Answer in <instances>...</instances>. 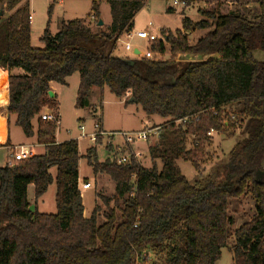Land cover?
I'll return each instance as SVG.
<instances>
[{"label": "trees", "instance_id": "obj_1", "mask_svg": "<svg viewBox=\"0 0 264 264\" xmlns=\"http://www.w3.org/2000/svg\"><path fill=\"white\" fill-rule=\"evenodd\" d=\"M106 1L109 26L98 25L101 0H92L89 16L96 29L85 18L62 20L55 33L48 23L41 36L44 47H35L29 2L0 0V68L8 72V123L15 115L24 134L36 135L45 146L43 154L15 167L0 166V264H146L143 251L155 255V264H217L232 235L233 264H264V61L253 54L264 51V0H258L256 19L239 9L223 13L201 8L200 20L184 17L182 29H163L165 40L149 47L165 53L169 44L173 56L165 60L112 55L145 0ZM197 29L209 31L191 44L188 33ZM95 41L100 45L93 48L89 44ZM177 54L201 58L177 60ZM13 68L24 73L14 74ZM75 72L80 74L77 108L89 104L92 88L106 87L126 104L140 105L149 118L165 119L158 141L149 147L151 166L134 158L128 163L99 161L96 145L86 150L94 174H107L116 182L112 197L97 194L108 206L102 222L100 204L84 215L78 141L57 142L56 125L41 118L45 107L59 110L57 100L49 97L50 83L68 85ZM232 104L240 106L237 123L244 124V137L215 175L191 182L177 160L199 168L196 150L210 138L207 132L235 128L237 123L224 111ZM36 117L37 130L32 123ZM189 139L194 149L187 146ZM54 179L56 212L32 210L28 186L34 185L37 200ZM245 194L252 195L255 213L231 233L229 200Z\"/></svg>", "mask_w": 264, "mask_h": 264}, {"label": "rangeland", "instance_id": "obj_2", "mask_svg": "<svg viewBox=\"0 0 264 264\" xmlns=\"http://www.w3.org/2000/svg\"><path fill=\"white\" fill-rule=\"evenodd\" d=\"M28 1L33 19L31 20V42L35 47H44V42L41 36L45 27L49 23L50 30L55 33L59 30L62 20L85 18L93 29H96L95 20L89 16L92 7V0H57L49 15L50 4L53 0H23ZM181 1V0H179ZM171 7L173 10L168 11ZM214 10L218 12H227L229 10L239 9L250 19H256L259 15L258 0H194V3L184 6L183 4L176 5L174 0H145L143 8L136 14L134 18V30H147L157 36H161L162 30L167 29L170 32H175L182 29V19L189 17L193 21H198L202 18L199 9ZM9 13L6 12L4 18ZM100 20L105 23V26L111 20L110 5L106 0L100 2ZM151 23V24H150ZM209 29H197L189 31L188 38L191 44L195 43L200 37L206 35ZM134 46H139L145 51L150 48V44L146 39L134 38L132 40ZM94 48L100 45V41L89 44ZM169 44H166V52L164 59H169L173 55L170 52ZM254 57L260 61H264V51L256 49L253 51ZM112 55L118 57H133L130 51L124 49L123 45L119 44L112 50ZM190 55V54H189ZM193 55V54H191ZM178 55H176L177 57ZM186 55H181V58H186ZM192 58L200 59L198 55H193ZM80 81L79 72L73 73L67 78L68 85L59 87V108L61 124L55 128L56 141H65L69 139H77L80 134L79 125L82 123L86 127V132H92L94 124L100 122L104 131L112 132H135L142 131L148 128H157L163 125L165 119L159 116L148 117L140 105L135 103L126 104L124 100L117 98L108 88L102 92L99 87H94L89 96V104L84 108L76 107L77 90ZM1 84V83H0ZM5 94V93H4ZM3 94V95H4ZM59 111V110H58ZM225 113L238 122V114L240 106L232 104L224 109ZM37 120V119H36ZM35 120V122H36ZM43 121V119H42ZM37 124V123H36ZM38 124L34 129L37 130ZM156 130V129H155ZM10 137L13 146L23 145L22 142H31L36 140V135L29 137L26 140L22 128L17 125L14 117L11 118ZM244 137V124L242 126L235 124V128L225 132H213L209 139L200 144L196 150V160L199 163V168L196 169L193 164L184 159H178L177 163L182 170V173L191 181L210 179L215 175L218 168L228 163L230 160V152ZM159 138V130L154 131L148 140H138L131 143V146L125 144L123 138L119 135H105L100 141H90L87 138H78L79 151L81 156L79 160V174L81 181L88 178L92 182V187L88 190L82 189L84 205L86 207V215L89 216L95 204H100L102 207L99 216V222L104 220L103 213L108 209V206L97 196L102 193L107 197H112L116 194V182L107 174L95 175L93 167L88 162V157L85 155L86 150L90 146L97 147V159L105 161L106 159L117 160L120 156L128 154L129 148L140 150L143 154L139 158L145 166H151V157L149 152L150 145L156 143ZM34 143L38 144L37 141ZM120 146L121 152L117 151ZM187 146L194 149L192 139H189ZM12 147V146H11ZM11 149L7 146L0 145V166H6ZM44 148L34 146L31 154H43ZM160 166V162H158ZM53 176H56V168H52ZM96 180V181H95ZM57 185L55 179L49 185L47 191L37 200H35L34 188L28 193V198L31 202V209L38 210L43 213L56 212L55 194ZM123 198H120L122 202ZM110 206H114V200L109 202ZM255 201L251 194L242 195L239 198L229 200V213L233 218L231 233L243 223L249 221L255 213ZM119 211V210H117ZM233 238L232 235L228 240V245L222 249V254L217 264H233ZM156 257L150 253L146 264H155Z\"/></svg>", "mask_w": 264, "mask_h": 264}, {"label": "built area", "instance_id": "obj_3", "mask_svg": "<svg viewBox=\"0 0 264 264\" xmlns=\"http://www.w3.org/2000/svg\"><path fill=\"white\" fill-rule=\"evenodd\" d=\"M174 3L176 5L178 4H183L185 6V2L184 1H179V0H174ZM30 18H32V16H30ZM151 24V23H150ZM137 37L140 39H146L148 40L149 44L152 43L153 41L156 40H165V37L163 35L161 36H157L152 32H149L147 30H134V29H129L126 30L118 39H117V44H121L123 45L124 49L127 51H130L133 55V57H144V58H148V59H155V60H165L164 59V53L161 52H154L152 51L150 48H147L145 51L141 50L139 46H134L132 44V40ZM135 47H136V51L138 53L135 52ZM178 56L176 57L177 60L179 59H186V60H193L194 58H192L193 55H189L186 54V58H181L182 54H177ZM41 118L44 121H48V122H52L56 125V129L58 128V126L61 124V117H60V113L58 110L49 108V107H45L43 109V111L41 112ZM233 119V118H232ZM227 123V122H226ZM94 129L92 130V132H86V127L84 126V124H80L79 125V130H80V134H79V139L82 138H87L90 141L96 142L98 140L99 137L103 138V136L108 135V136H115V135H119L123 138L124 142L126 145L131 146V143L138 141V140H143L146 141L148 140V136H150L152 133H154V131L157 132V130H160V127L157 128H148L142 131H135V132H112V133H108L106 131L103 130L102 125L100 122H96L94 124ZM214 132L213 129H210L207 132L208 136H211L212 133ZM78 138L76 139L78 141ZM11 153L8 157V161H7V166L9 167H15L18 162L28 159L29 157L32 156L31 154V150H30V146L29 145H19V146H14L11 147ZM129 153L120 156L117 161L119 163H128L129 161H131L132 158L139 160V158L142 156V152L140 150H133L131 147L129 148ZM117 151L121 152L122 149L120 148V146L117 147ZM91 186L90 182H84L82 184V188L83 189H87ZM149 253H146L145 251H143L142 255H141V260H147L149 259Z\"/></svg>", "mask_w": 264, "mask_h": 264}, {"label": "crops", "instance_id": "obj_4", "mask_svg": "<svg viewBox=\"0 0 264 264\" xmlns=\"http://www.w3.org/2000/svg\"><path fill=\"white\" fill-rule=\"evenodd\" d=\"M33 19V17L31 18V20ZM110 22H111V20H110ZM110 22L108 23V25L107 26H109L110 25ZM103 24L105 25V23L103 22ZM135 27H134V25H133V27H132V29H134ZM57 32V31H56ZM135 38H137V37H135ZM119 44H116V47L118 46ZM135 51H136V47H135ZM11 72L12 73H14V74H23L24 73V71L21 69V68H13L12 70H11ZM0 116H3L4 117V119H5V122H6V137H5V141L4 142H2V143H0V145H3V146H7L8 148H11V146L12 147H14L13 145H12V142H11V137H10V131H9V126H10V123H8V114H7V106H8V96L6 97V93H5V90H6V86H7V90H8V72L6 71V70H4L3 68H0ZM64 86H66V85H61V84H58V83H55V82H51L50 83V90L51 91H53V93H54V96L53 97H50V98H55L56 100H57V102H59L58 101V99H59V87H60V89H62V87H64ZM79 86V85H78ZM93 89L94 88H92V90L91 91H93ZM105 89H106V87L103 89V90H101L102 92H104L105 91ZM5 93V94H4ZM4 94V95H3ZM58 109H59V112H60V108H59V103H58ZM12 117H14L15 119H16V117H15V115H13ZM37 119V117L36 118H34L33 119V121H32V123H33V125L35 126V125H39V122H38V119ZM35 120H36V122H35ZM37 123V124H36ZM35 128V127H34ZM29 137H26V140L28 139ZM9 139V143L7 144V140ZM34 141H36V140H31V142H22V143H20V144H23V145H29L30 146V150H32L33 149V147L34 146H41V147H43L44 148V151H45V146L43 145V144H36V143H34ZM57 142H61L60 140H57ZM33 155H35V154H33ZM96 181V180H95ZM84 182H90L89 181V179L88 178H85L84 179V181H81V176H80V174H79V182H78V187H79V189H80V191H81V194H82V184L84 183ZM91 183V186L89 187V188H87V189H85V190H88V189H90L91 187H92V182H90ZM32 187L34 188V190H35V187H34V185L33 184H30L29 186H28V193L31 191V189H32ZM29 199V198H28ZM30 201V200H29ZM31 203V202H30ZM83 204H84V201H83ZM96 205V204H95ZM84 208H85V210H84V215L85 216H87L86 215V207H85V205H84Z\"/></svg>", "mask_w": 264, "mask_h": 264}, {"label": "bare ground", "instance_id": "obj_5", "mask_svg": "<svg viewBox=\"0 0 264 264\" xmlns=\"http://www.w3.org/2000/svg\"><path fill=\"white\" fill-rule=\"evenodd\" d=\"M6 137V122L3 116H0V143L5 141Z\"/></svg>", "mask_w": 264, "mask_h": 264}, {"label": "water", "instance_id": "obj_6", "mask_svg": "<svg viewBox=\"0 0 264 264\" xmlns=\"http://www.w3.org/2000/svg\"><path fill=\"white\" fill-rule=\"evenodd\" d=\"M98 25H100V26L103 25V21L102 20H99ZM135 52L138 53L137 51H135ZM48 94H49L50 97H53L54 96V93L51 90L48 91ZM131 100H133V98H131Z\"/></svg>", "mask_w": 264, "mask_h": 264}]
</instances>
